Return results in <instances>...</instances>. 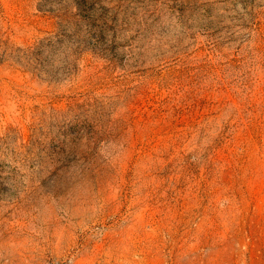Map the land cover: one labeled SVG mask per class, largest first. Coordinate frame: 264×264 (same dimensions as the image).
Masks as SVG:
<instances>
[{"label": "rangeland", "instance_id": "rangeland-1", "mask_svg": "<svg viewBox=\"0 0 264 264\" xmlns=\"http://www.w3.org/2000/svg\"><path fill=\"white\" fill-rule=\"evenodd\" d=\"M60 8L73 74L0 58V264H264V0H0V41Z\"/></svg>", "mask_w": 264, "mask_h": 264}, {"label": "trees", "instance_id": "trees-1", "mask_svg": "<svg viewBox=\"0 0 264 264\" xmlns=\"http://www.w3.org/2000/svg\"><path fill=\"white\" fill-rule=\"evenodd\" d=\"M58 17L57 30L27 47H10L0 41V58H10L25 68H30L53 80L69 77L76 71L77 60L84 43H92L82 34L83 28L74 19V13L67 9H51ZM84 32L91 34L89 30ZM88 131L95 134L97 129L92 125ZM79 133V132H76ZM2 155V154H1ZM4 171L8 175L4 176ZM55 176L57 171H53ZM22 174L16 166L9 165L4 170V158L0 157V197L7 193L14 197L20 192Z\"/></svg>", "mask_w": 264, "mask_h": 264}]
</instances>
